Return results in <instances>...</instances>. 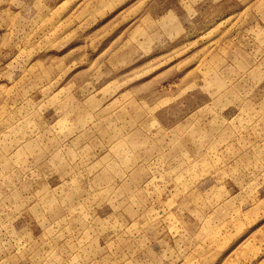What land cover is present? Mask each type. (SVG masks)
<instances>
[{"label":"rangeland","instance_id":"obj_1","mask_svg":"<svg viewBox=\"0 0 264 264\" xmlns=\"http://www.w3.org/2000/svg\"><path fill=\"white\" fill-rule=\"evenodd\" d=\"M0 264H264V0H0Z\"/></svg>","mask_w":264,"mask_h":264}]
</instances>
